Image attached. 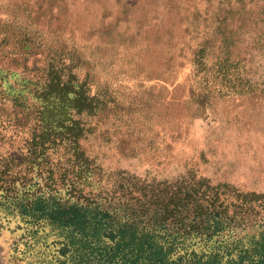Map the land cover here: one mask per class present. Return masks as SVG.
I'll use <instances>...</instances> for the list:
<instances>
[{
  "label": "rangeland",
  "instance_id": "1",
  "mask_svg": "<svg viewBox=\"0 0 264 264\" xmlns=\"http://www.w3.org/2000/svg\"><path fill=\"white\" fill-rule=\"evenodd\" d=\"M147 185L264 219V0H0V264H111L36 199Z\"/></svg>",
  "mask_w": 264,
  "mask_h": 264
},
{
  "label": "trees",
  "instance_id": "2",
  "mask_svg": "<svg viewBox=\"0 0 264 264\" xmlns=\"http://www.w3.org/2000/svg\"><path fill=\"white\" fill-rule=\"evenodd\" d=\"M88 115L100 117L103 110L93 108ZM145 188L144 193L139 189L138 210L128 216L100 206L88 211L94 202L81 190L70 205L54 201L40 208L43 198L38 197L33 210L51 224L78 233L83 247L104 236L112 243L111 264H264V219L235 222L215 204L217 191Z\"/></svg>",
  "mask_w": 264,
  "mask_h": 264
}]
</instances>
